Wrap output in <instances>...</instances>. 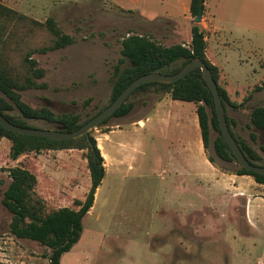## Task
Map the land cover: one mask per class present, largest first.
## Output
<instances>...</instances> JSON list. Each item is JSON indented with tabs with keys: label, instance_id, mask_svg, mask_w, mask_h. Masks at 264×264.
Returning <instances> with one entry per match:
<instances>
[{
	"label": "rangeland",
	"instance_id": "obj_1",
	"mask_svg": "<svg viewBox=\"0 0 264 264\" xmlns=\"http://www.w3.org/2000/svg\"><path fill=\"white\" fill-rule=\"evenodd\" d=\"M189 1L0 0L37 22L51 18L62 33L73 37V42L63 48L40 53L38 49L48 45L45 30L34 24L29 32L23 26L16 30L12 44L4 45L9 61L20 64L23 56L31 52V57L44 69V76L37 81L45 87L21 91V99L33 108L47 107L56 114H79L82 121L96 115L110 103L122 38L139 33L148 34L164 46L188 45L191 26L201 24V21L195 23L186 11ZM238 54L243 57L242 64L237 62ZM260 54L262 58H249L241 46L231 50L227 68L230 76H237L242 84L253 85L228 90L235 106L226 103L225 108L227 116L234 120L231 123L234 134L251 145L264 161V151L260 149L264 145V131L248 126L251 109L264 105V46ZM218 78V84L225 89L228 83L220 70ZM231 84L237 85L234 81ZM166 95L162 91H137L128 99L134 106L127 115L111 117L90 130L98 145L103 133L110 130H116L113 137L141 140L130 167L125 163L112 172L108 167L95 206L83 217L81 237L62 255L60 264H264L261 248L248 251L237 240L224 241L223 235L211 240L205 235L208 230L204 221L200 225L203 229L195 226L199 218L189 208L169 207L168 201L175 194L163 184L162 167L166 158L163 137L157 133L150 145L143 146L142 130L128 125ZM28 122L40 127L53 126ZM252 131L256 134L255 141L250 136ZM217 135L210 127L206 154L215 158L216 167L231 172L237 165L225 162L214 152ZM10 148L11 141L0 137V264H48V248L9 232L11 213L2 203L3 192L10 183L8 169L19 165L34 173L35 190L48 209L76 208L73 201L83 200L90 186L85 151L44 149L13 160ZM111 158L106 155L108 166ZM199 211L202 212L199 216L204 218L207 210L200 206Z\"/></svg>",
	"mask_w": 264,
	"mask_h": 264
},
{
	"label": "trees",
	"instance_id": "obj_2",
	"mask_svg": "<svg viewBox=\"0 0 264 264\" xmlns=\"http://www.w3.org/2000/svg\"><path fill=\"white\" fill-rule=\"evenodd\" d=\"M200 9L202 11L204 9V0L189 1V13L194 18ZM31 24L45 30L48 34V45L39 48L38 52L40 53L60 49L73 42V37L62 33L51 18L40 23L0 3V112L10 122L22 127L73 131L91 117L82 121L79 114H56L47 107L33 108L21 99V91L45 87L44 83L37 81L44 76V69L39 67L37 61L31 57V52H27L23 56L20 64L11 63L5 54L4 45L12 44L16 30H19L20 26L27 27V32H29ZM206 46L204 32L199 24L191 26V41L188 45L164 46L156 43L148 34H126L121 40V57L114 68L110 103L137 77L151 72L174 74L195 58H200L206 63L218 84L219 68L207 59ZM141 90L162 91L170 94L173 99L194 102L197 106L196 112L204 148L206 149L209 145V130L210 127H213L218 132L213 141L215 154L225 162H234L237 165L235 169L229 171L251 175L257 182L264 184V175L240 167L231 149L224 141L218 127L212 94L203 80L199 68L193 69L184 78L173 83L149 82L142 84L131 95ZM218 91L224 106L228 128L240 149L249 161L264 166L261 155L232 131L231 123H234V120L227 116L225 105L226 103L234 104L230 101L227 91L219 84ZM129 97L112 116L102 123L111 117L127 115L134 106V102L128 100ZM28 121H39L53 126L40 127L30 124ZM248 126L264 131V105H258L251 109ZM250 136L255 141V132L252 131ZM0 137H6L11 141L10 156L13 160L29 152H40L44 149L76 148L85 151L90 186L83 200L75 199L73 201L76 208L64 206L48 209L44 199L35 190L37 184L35 174L19 165L8 169L10 183L2 196V203L11 213L10 234L16 238L35 241L45 246L49 249V253L46 255L48 264H60L62 255L79 241L83 230V217L93 206L95 192L105 176V161L96 138L88 131L71 140H50L22 135L4 128L1 124ZM260 149L264 151V145H260ZM207 157L212 164L216 165L212 155L207 154ZM220 168L223 171L228 170L222 166Z\"/></svg>",
	"mask_w": 264,
	"mask_h": 264
},
{
	"label": "crops",
	"instance_id": "obj_3",
	"mask_svg": "<svg viewBox=\"0 0 264 264\" xmlns=\"http://www.w3.org/2000/svg\"><path fill=\"white\" fill-rule=\"evenodd\" d=\"M199 26L207 44V59L219 68L228 83L225 90L253 85L240 83L241 79L231 77L227 68L234 46L246 49L249 58H262L264 0H204ZM190 41L191 33L187 43ZM242 58L238 54L239 64L243 63ZM233 81L236 86H232ZM196 108L194 102L176 100L167 93L147 113L130 120L128 125L142 130L143 146L150 145L157 133L163 137L166 157L162 167L163 184L171 187L175 194L174 199L168 201L169 207L189 208L199 218L195 226L204 221L208 230L205 235L211 240L216 235H223L224 241L237 240L246 245L244 249L248 251L261 248L264 252V184L251 175L222 171L209 161ZM115 131L104 132L98 145L105 161V176L108 167L111 172L125 163L130 167L141 140L129 141L119 135L113 137ZM106 155L112 157L109 166ZM99 190L100 186L91 209ZM200 206L207 210L204 218L199 216L202 214ZM198 228L203 229L202 226Z\"/></svg>",
	"mask_w": 264,
	"mask_h": 264
},
{
	"label": "water",
	"instance_id": "obj_4",
	"mask_svg": "<svg viewBox=\"0 0 264 264\" xmlns=\"http://www.w3.org/2000/svg\"><path fill=\"white\" fill-rule=\"evenodd\" d=\"M201 18H202V10L200 9L198 14L194 18V22L199 23L201 21ZM195 68L200 69L202 78L212 94L214 101V110H215V115L218 122L219 130L222 134L224 141L229 146L233 155L235 156L236 162L240 167L244 168L247 171H252L260 175H264V166L256 165L251 161H249L242 152V150L240 149L235 138L231 134L227 125L224 106L221 97L219 95L218 84L213 78L211 69L200 58H195L191 60L190 62L185 64L178 72L174 74L151 72L137 77L136 79L131 81L110 104H108L100 112H98L88 121L83 123L79 128L73 131H63L60 129H49V128L22 127L10 122L8 119L5 118V116L1 112H0V124L8 130L22 135L48 138L50 140H57V141L71 140L85 134L86 132L90 131L92 128L96 127L97 125L104 122L107 118L112 116V114L127 100V98L131 95V93L140 85L149 82H156L158 84L173 83L179 79L184 78L189 72H191Z\"/></svg>",
	"mask_w": 264,
	"mask_h": 264
}]
</instances>
